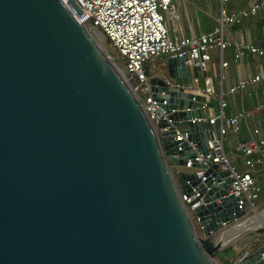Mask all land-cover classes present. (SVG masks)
I'll return each instance as SVG.
<instances>
[{"label":"water","instance_id":"95a60500","mask_svg":"<svg viewBox=\"0 0 264 264\" xmlns=\"http://www.w3.org/2000/svg\"><path fill=\"white\" fill-rule=\"evenodd\" d=\"M188 64L168 56V75L191 72L204 91L151 80L190 134L177 140L63 0H0V264H221L224 234L215 233L246 211L229 192L230 171L196 161L208 154L207 110L218 98L206 62ZM191 159L194 171L181 169ZM195 187L203 236L182 196Z\"/></svg>","mask_w":264,"mask_h":264},{"label":"built area","instance_id":"2783aa9c","mask_svg":"<svg viewBox=\"0 0 264 264\" xmlns=\"http://www.w3.org/2000/svg\"><path fill=\"white\" fill-rule=\"evenodd\" d=\"M72 12L76 21L86 24L95 35L97 40H102L114 50L119 59H114L123 72L127 75L133 85L140 93L150 119L157 124V121L166 117L172 126L159 129L161 131L176 130V139H190V134L182 132L181 128L169 119L166 110L160 106V101L155 99L151 80L154 77L163 79L171 88H184L196 93L204 91L199 84V79L195 80H174L168 75L167 58L168 56H186L189 60L188 68L201 62L212 61L214 54L220 52L221 66L229 65L224 60V51L233 45L234 39L229 35V27L241 22L244 19L258 15L264 8V2H254L247 8L239 10L231 9L229 6L232 0H216L219 2L216 26L213 30L200 35H176L173 38L166 24L165 13H168L172 21L176 24L179 21V13L175 0H75L82 9L79 14L68 0H63ZM194 1V0H179ZM236 43L235 59L239 62L248 56L253 55L258 60L264 58V47L257 43ZM155 58H159L161 66L157 67L155 73L151 74L147 69V63ZM264 80V74L260 71L255 76L242 77L236 86L230 89L234 92H247L248 86ZM164 105L168 104L166 92H161ZM220 101L222 110L227 106L225 92L221 91L216 95ZM181 110V109H178ZM259 111H264V105L258 107ZM252 112L242 111L238 115L226 119L224 111L218 116H208L211 124V134L207 143L208 154L198 151L196 161L203 166L216 164L219 171H230L229 192L239 197V207L245 210V217H252L260 212L258 207L264 202V188L260 176L264 178L261 171L264 165V139L260 138L261 129L254 128L251 138L247 141L239 142L236 146L238 156H232L227 149L229 130L238 132L239 123L246 119ZM220 122V124H218ZM197 135L190 140V144L197 149L194 141ZM243 158L245 170L240 169L235 163L238 158ZM194 161H188L186 168L193 169ZM197 172H205L203 168L195 169ZM195 195L192 197L183 196L193 219L199 226V217L194 213L202 201L190 204L193 198L200 195L199 187H195ZM242 218V219H243ZM226 223L223 231L216 232V236L225 234L229 225L242 220ZM234 227V226H233ZM202 232V230H201ZM203 236V235H202ZM253 251H246L237 258L234 264L244 262ZM264 262V251L262 260ZM260 261V262H261ZM259 262V263H260Z\"/></svg>","mask_w":264,"mask_h":264},{"label":"crops","instance_id":"0c3cea01","mask_svg":"<svg viewBox=\"0 0 264 264\" xmlns=\"http://www.w3.org/2000/svg\"><path fill=\"white\" fill-rule=\"evenodd\" d=\"M200 0L194 1H179L175 0V4L178 9L184 5L186 6L185 17L186 23L182 25L181 20L182 16L179 13L180 25L176 31L177 35H200L202 33L209 32L213 30L216 26V17L214 18L215 24L204 23L201 21L199 6ZM204 1V0H203ZM208 4L211 1L216 0H205ZM264 2V0H232L230 3V8L239 10L241 8H247L254 2ZM218 4L219 2L216 1ZM192 6L195 9V13L191 14L188 7ZM219 6V5H218ZM177 22V23H178ZM229 35L234 39L232 46L228 47L224 51V60L229 62V65L225 68L221 66V56L220 52H216L212 61L207 62V68L211 69L213 72L216 69L215 76L213 73L212 76V87L216 95H220L221 91L225 92V100L227 101V106L222 110L220 101L218 103V110L210 109V112L207 110V114L210 117L218 116L224 111L225 117L227 120L238 115L240 112L247 111L252 112L246 119H242L239 123L238 132L233 129L229 130L228 142L229 151L232 156H238V151L236 146L239 142H245L251 138V132L254 128L259 127L261 129L260 138L264 139V111H259L258 107L264 105V80L251 84L248 86L247 92H234L231 93L230 89L238 83L242 77L255 76L260 71L264 74V58L257 59L253 55L246 56L242 62H239L235 59L236 43H257L261 47H264V8L260 10L258 15L242 20L239 23H236L229 27ZM216 57V58H215ZM214 58L216 62L214 61ZM194 78V76H192ZM195 80V78L193 79ZM201 80H204V85H202ZM192 81V80H191ZM199 84L202 88L206 87L205 79H199ZM216 103V104H217ZM220 124V122L218 123ZM182 126V124H181ZM184 127V126H182ZM235 163L236 166H239L240 169L245 170L243 164V158L239 157L238 160H241ZM262 173H264V165L260 166ZM262 185L264 188V178L260 176ZM259 227V226H258ZM257 227V228H258ZM256 229V228H255ZM264 244V242H263ZM262 244V245H263ZM261 245V246H262ZM260 247V246H259Z\"/></svg>","mask_w":264,"mask_h":264},{"label":"rangeland","instance_id":"374dc122","mask_svg":"<svg viewBox=\"0 0 264 264\" xmlns=\"http://www.w3.org/2000/svg\"><path fill=\"white\" fill-rule=\"evenodd\" d=\"M218 3L216 1H211L210 4H208V2H206L205 0H200L199 1V6L201 8V10H199V14H200V18L201 21L204 23H210V24H215V20L214 18L217 17L218 15ZM230 7V4L227 5ZM189 11L191 14L195 13V9L190 6V8L188 7ZM185 11H186V6L182 5L179 7V13L182 16V20L181 23L182 25H185L186 23V17H185ZM165 20H166V24L170 30V34L173 38H175L176 31L179 28L180 22L178 23H174L170 17V15L168 13H165ZM105 48L106 50L111 54V56L113 57V59H119L117 54H114V50L110 47V44L102 41V40H98ZM216 58V57H215ZM214 58V61L216 62ZM161 66V61L159 58H155L152 61H149L147 63V69H149V72L151 74L155 73L157 70V67ZM214 76H215V72L217 71L216 69H214ZM193 74L190 72V77L189 80L193 81ZM181 82H184V80H180ZM202 85H204V80H201ZM217 103V102H216ZM218 103L215 104V110H218ZM208 111L210 112V109H208ZM182 126H186V123H183ZM227 149L229 150V145L227 144ZM242 161L241 160H238ZM178 167H174L173 171L178 170ZM184 171L187 172H192L194 171V169H189V168H181ZM258 211L260 213L264 212V202L262 204L259 205L258 207ZM247 218L250 217H245L242 220H246ZM241 220V221H242ZM236 223H232L231 225H229V228L235 226ZM258 227V228H254L253 227ZM198 234L202 236V232L200 229H198ZM224 238H222V241L224 242V247L223 250H221V252L226 253V257L229 259H233V262H236L237 258H239L240 256H242L246 251H255L256 249L259 248V246H261L264 242V221L260 222L258 219L256 221V224L254 226H252L251 228H249L247 230V232L241 234L240 236H238L234 241H224ZM216 259L218 260V262H220L221 264H224V262L222 261V259L217 255ZM259 264H264L263 261H261Z\"/></svg>","mask_w":264,"mask_h":264},{"label":"bare ground","instance_id":"6f19581e","mask_svg":"<svg viewBox=\"0 0 264 264\" xmlns=\"http://www.w3.org/2000/svg\"><path fill=\"white\" fill-rule=\"evenodd\" d=\"M257 219L260 222L264 221V212L259 213L255 216H252L250 218H247L246 220H242L240 221L237 225H235L234 227H232L231 229H229L223 236L222 238H224V241H234L238 236H240L241 234L247 232V230L249 228H251L252 226H254L256 224ZM257 228L256 227H253Z\"/></svg>","mask_w":264,"mask_h":264},{"label":"trees","instance_id":"16d2710c","mask_svg":"<svg viewBox=\"0 0 264 264\" xmlns=\"http://www.w3.org/2000/svg\"><path fill=\"white\" fill-rule=\"evenodd\" d=\"M218 256L222 259L224 264H234L233 259L231 260V259L226 257V253H223V252L220 251L218 253ZM257 264H259V262Z\"/></svg>","mask_w":264,"mask_h":264}]
</instances>
